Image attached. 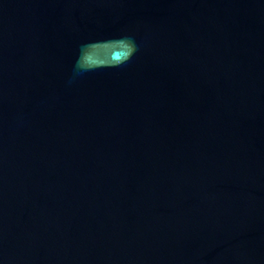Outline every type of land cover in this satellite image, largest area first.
<instances>
[{"label": "water", "instance_id": "95a60500", "mask_svg": "<svg viewBox=\"0 0 264 264\" xmlns=\"http://www.w3.org/2000/svg\"><path fill=\"white\" fill-rule=\"evenodd\" d=\"M0 264H264V0H0Z\"/></svg>", "mask_w": 264, "mask_h": 264}]
</instances>
